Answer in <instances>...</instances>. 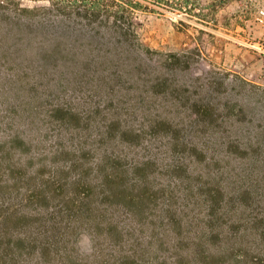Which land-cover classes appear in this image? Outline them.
<instances>
[{
    "label": "trees",
    "instance_id": "16d2710c",
    "mask_svg": "<svg viewBox=\"0 0 264 264\" xmlns=\"http://www.w3.org/2000/svg\"><path fill=\"white\" fill-rule=\"evenodd\" d=\"M31 1L37 4L0 0V132L5 137L0 141V264H78L73 241L83 230L119 246L117 255L90 264H155L146 256V249L155 251V240L171 249L175 264H264V203L249 190L233 191L231 185L208 178L200 181V173L161 191L170 199L153 221L158 238L153 235L148 247L132 242L126 255L113 220L119 209L114 202L117 181L107 170L111 150L120 141L123 114L135 117L138 110L153 108L128 106L117 93L130 79L137 83L135 75L155 68L150 61L155 51L141 43L135 15L170 13L181 30L210 35L207 28L215 25L224 6L242 2L250 9L259 0ZM188 51L170 55L163 65L187 66ZM81 93L87 97L79 98ZM96 96L109 100L102 104L92 100ZM159 123L168 125L167 120L151 119L149 128L162 127ZM43 131L57 135L61 151L69 147L74 158L69 169L77 173V185L87 190L72 193L63 205H49L56 197L49 191L56 187L57 172L48 179L40 170L27 177V168L15 161L14 143ZM82 153L99 156L94 178L78 172ZM16 169L22 175L16 176ZM177 193L197 212L176 213ZM31 205L33 213L27 211ZM202 209L204 214L197 215Z\"/></svg>",
    "mask_w": 264,
    "mask_h": 264
},
{
    "label": "rangeland",
    "instance_id": "374dc122",
    "mask_svg": "<svg viewBox=\"0 0 264 264\" xmlns=\"http://www.w3.org/2000/svg\"><path fill=\"white\" fill-rule=\"evenodd\" d=\"M36 4L21 0L23 6ZM134 23L141 43L155 51L150 60L155 68L135 75L137 83L130 79L117 91L128 106L153 105L149 111L138 110L135 117L123 114L120 141L111 150L107 169L117 181L114 202L119 209L114 210L113 220L122 234L126 255L132 242L148 247L153 239L157 211L170 199L161 191L199 173L200 181L208 178L231 185L233 191L249 190L255 200L264 203V0L250 9L242 2L224 6L216 14L215 25L207 28L210 35L181 30L177 17L170 13L139 12ZM184 50H190L185 53L187 66L169 69L163 65L170 55ZM92 100L103 104L109 99L96 96ZM151 119L167 120L168 125L159 123L162 127L151 129ZM4 138L0 132V141ZM57 140L54 132L43 131L22 144L14 143L15 161L27 168V177L40 170L48 179L49 173L57 172L56 187L49 191L56 197L50 206L63 205L74 192H87L77 185V173L69 169L74 161L69 147L61 151ZM80 159L78 172L94 178L98 154L82 153ZM175 164L182 169L172 171ZM17 175H22L21 169H16ZM234 197L241 202L240 195ZM180 198L177 193L176 213L197 212V207L190 210ZM28 208L29 213L35 211V205ZM82 234L91 237V253L80 250ZM101 237L87 230L78 233L72 250L75 263L85 264L87 259L90 264L93 259L117 255V242ZM170 237L168 245L174 241ZM165 245L155 240V251L146 249V256H152L155 264H175L174 254Z\"/></svg>",
    "mask_w": 264,
    "mask_h": 264
},
{
    "label": "clouds",
    "instance_id": "9594fccd",
    "mask_svg": "<svg viewBox=\"0 0 264 264\" xmlns=\"http://www.w3.org/2000/svg\"><path fill=\"white\" fill-rule=\"evenodd\" d=\"M87 242V245H84V242ZM80 250L87 254L91 253L93 251L92 244H91V237H89L87 234H82L81 242L79 244Z\"/></svg>",
    "mask_w": 264,
    "mask_h": 264
}]
</instances>
